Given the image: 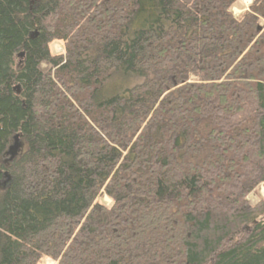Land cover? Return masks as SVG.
I'll use <instances>...</instances> for the list:
<instances>
[{
    "label": "trees",
    "instance_id": "trees-1",
    "mask_svg": "<svg viewBox=\"0 0 264 264\" xmlns=\"http://www.w3.org/2000/svg\"><path fill=\"white\" fill-rule=\"evenodd\" d=\"M238 1L0 0V264H264V0Z\"/></svg>",
    "mask_w": 264,
    "mask_h": 264
},
{
    "label": "rangeland",
    "instance_id": "rangeland-1",
    "mask_svg": "<svg viewBox=\"0 0 264 264\" xmlns=\"http://www.w3.org/2000/svg\"><path fill=\"white\" fill-rule=\"evenodd\" d=\"M247 5V4H245ZM244 8L241 3H239V1L233 6V9L231 10V14L234 17H238L241 15L242 12H244ZM52 51L55 55H61V53L63 52V47L62 45H58V44H54L52 45ZM40 70H42L44 73H47L48 71H50V67L45 65H41L40 66ZM11 145V144H10ZM6 180L3 179V181L1 183H5ZM2 188V187H1ZM264 197V188L262 187H258V189L251 195H249L246 200L250 205L255 204L258 201V198H262ZM99 202L101 204H103L104 206L110 207V200L105 196L102 195V197H100ZM41 264H53V261H51L50 259H45L42 261Z\"/></svg>",
    "mask_w": 264,
    "mask_h": 264
},
{
    "label": "water",
    "instance_id": "water-1",
    "mask_svg": "<svg viewBox=\"0 0 264 264\" xmlns=\"http://www.w3.org/2000/svg\"><path fill=\"white\" fill-rule=\"evenodd\" d=\"M21 57H22V55L19 54L18 58H21ZM19 90H20L19 85L15 86V88L13 90L14 94H19ZM21 147L22 146L19 143L18 136H15L12 139L11 145L8 147V149L6 151L7 157H8L6 162L4 163L6 166L18 157V155L20 154ZM3 178L6 180V182L0 183V187H2V188H4L6 185H8V183L10 181V176L8 175V173H4Z\"/></svg>",
    "mask_w": 264,
    "mask_h": 264
},
{
    "label": "built area",
    "instance_id": "built-area-1",
    "mask_svg": "<svg viewBox=\"0 0 264 264\" xmlns=\"http://www.w3.org/2000/svg\"><path fill=\"white\" fill-rule=\"evenodd\" d=\"M242 2H243L244 4H249V3H250V0H242Z\"/></svg>",
    "mask_w": 264,
    "mask_h": 264
},
{
    "label": "bare ground",
    "instance_id": "bare-ground-1",
    "mask_svg": "<svg viewBox=\"0 0 264 264\" xmlns=\"http://www.w3.org/2000/svg\"><path fill=\"white\" fill-rule=\"evenodd\" d=\"M6 157H7V154H6ZM8 158V157H7Z\"/></svg>",
    "mask_w": 264,
    "mask_h": 264
}]
</instances>
